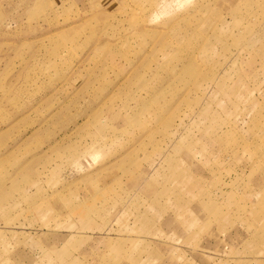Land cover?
<instances>
[{
  "label": "rangeland",
  "instance_id": "rangeland-1",
  "mask_svg": "<svg viewBox=\"0 0 264 264\" xmlns=\"http://www.w3.org/2000/svg\"><path fill=\"white\" fill-rule=\"evenodd\" d=\"M0 264H264V0H0Z\"/></svg>",
  "mask_w": 264,
  "mask_h": 264
}]
</instances>
